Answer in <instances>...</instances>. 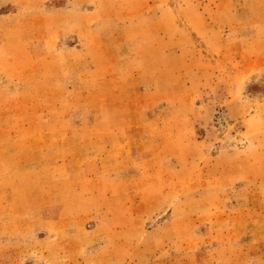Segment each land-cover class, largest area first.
I'll return each mask as SVG.
<instances>
[{
	"label": "rangeland",
	"instance_id": "obj_1",
	"mask_svg": "<svg viewBox=\"0 0 264 264\" xmlns=\"http://www.w3.org/2000/svg\"><path fill=\"white\" fill-rule=\"evenodd\" d=\"M0 264H264V0H0Z\"/></svg>",
	"mask_w": 264,
	"mask_h": 264
},
{
	"label": "crops",
	"instance_id": "obj_2",
	"mask_svg": "<svg viewBox=\"0 0 264 264\" xmlns=\"http://www.w3.org/2000/svg\"><path fill=\"white\" fill-rule=\"evenodd\" d=\"M133 142V141H132ZM131 144H134V142L133 143H131ZM132 150V149H131ZM154 154L155 153H152V156H151V153H146V154H144V157H143V160H148V161H151V163H154V161H153V156H154ZM133 154H131V156H132ZM126 156H127V159H128V157H129V159H130V156H129V154H128V152L126 153ZM138 156V154H136V157ZM133 157V156H132ZM131 160V159H130ZM131 162H132V164L134 165L135 164V160H131ZM222 166V165H221ZM155 168V170L157 171V168L156 167H154ZM227 170H229V168H228V165H227ZM217 171H219V170H217ZM129 176V177H128ZM132 176H133V174L131 175V177H130V175H127V173L125 174V175H123V177H125L126 179H128V180H130L131 178H132ZM149 192H147V194H148ZM150 195V194H149ZM253 195H255V194H253ZM146 203H147V201H146ZM145 203V204H146ZM149 203V202H148ZM148 205V204H147ZM147 205H145L144 206V209L145 208H147V207H149V206H147ZM128 206L129 207H132L133 205L130 203V204H128ZM141 207H143V206H141ZM132 209V208H131ZM134 210V209H133Z\"/></svg>",
	"mask_w": 264,
	"mask_h": 264
}]
</instances>
